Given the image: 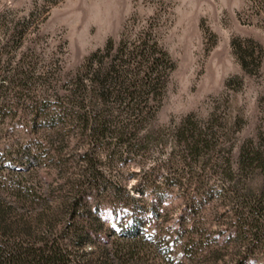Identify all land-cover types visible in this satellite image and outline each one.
<instances>
[{"label": "rangeland", "instance_id": "374dc122", "mask_svg": "<svg viewBox=\"0 0 264 264\" xmlns=\"http://www.w3.org/2000/svg\"><path fill=\"white\" fill-rule=\"evenodd\" d=\"M263 191L264 0H0L8 223L71 264H264Z\"/></svg>", "mask_w": 264, "mask_h": 264}, {"label": "trees", "instance_id": "16d2710c", "mask_svg": "<svg viewBox=\"0 0 264 264\" xmlns=\"http://www.w3.org/2000/svg\"><path fill=\"white\" fill-rule=\"evenodd\" d=\"M112 46L109 45L106 51L110 52ZM162 53L161 57H164ZM90 60L88 59L89 63ZM114 65H110L105 73L100 74L96 72L90 82L95 86L91 92L90 98L92 103H98L100 109L93 115V124L91 131V138L96 140L103 136L107 130L109 123L107 114V106H105V100L108 97L107 87L114 83H120L119 76L116 74ZM160 83L159 80L156 85ZM154 85V87L156 86ZM148 88L150 87L147 86ZM110 88V87H109ZM108 88V89H109ZM128 96H134L135 93H131L129 88L124 91ZM88 123V121H87ZM87 125V124H86ZM87 164L89 165L91 158L87 157ZM242 162L252 165L254 163L253 157L248 154L242 157ZM93 174L92 176H94ZM264 195V191H263ZM71 208V214L78 204V200ZM264 207V204H263ZM33 235L28 230H19L14 223H8L4 217V213L0 210V264H71L72 258L67 248H62L61 244H58L54 240H32ZM80 238V235H78Z\"/></svg>", "mask_w": 264, "mask_h": 264}]
</instances>
